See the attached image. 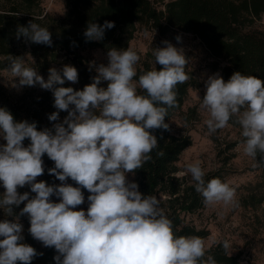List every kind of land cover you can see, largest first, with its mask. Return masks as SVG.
Wrapping results in <instances>:
<instances>
[{
	"label": "clouds",
	"instance_id": "clouds-1",
	"mask_svg": "<svg viewBox=\"0 0 264 264\" xmlns=\"http://www.w3.org/2000/svg\"><path fill=\"white\" fill-rule=\"evenodd\" d=\"M113 27L112 21L88 23L85 41H102L105 31ZM21 37L53 46L49 29L33 21L18 26L16 38ZM162 43L153 51L160 70L145 71L134 81L140 56L130 47H112L106 65L90 63L96 75L82 90L57 86L78 82V70L72 65L50 68L45 80L35 69L25 67L20 57L10 56L8 71L19 78L14 87L39 85L50 90L56 111L47 116L52 126L38 129L36 121H17L10 110L0 107L4 141L0 143V185L4 188L0 209L15 217L0 220V264H32L43 255L23 243L20 216H27L28 233L34 240L55 250V264H216L210 256L203 260L201 238L176 236L159 198L141 193L139 185L127 178L158 148L153 130L169 129L165 118L168 108L177 106L176 86L190 78L184 49L167 40ZM102 82H107L106 88L100 86ZM137 86L145 94H139ZM205 88L199 99L208 115L204 123L209 134L237 117L245 138L243 153L255 160L259 155L258 163H264V80L237 71L225 81L215 73L207 78ZM61 112L67 113L63 120ZM45 155L54 162L47 172L59 184L37 181L45 173ZM187 173L206 206L234 202L235 189L228 182L219 178L205 182L200 161L187 164L186 172L179 175ZM25 186L30 192L21 194L18 189ZM83 190L89 193L88 206L77 210L85 203ZM14 208H20L18 215ZM229 247L224 241L223 248Z\"/></svg>",
	"mask_w": 264,
	"mask_h": 264
},
{
	"label": "trees",
	"instance_id": "trees-1",
	"mask_svg": "<svg viewBox=\"0 0 264 264\" xmlns=\"http://www.w3.org/2000/svg\"><path fill=\"white\" fill-rule=\"evenodd\" d=\"M66 11L57 15L47 10L44 0H0V70L7 69L10 56L30 55L34 58L32 68L47 78L49 69L59 61L72 65L78 70V82L65 81L63 87L82 90L92 83L96 75L90 69L89 59L84 51L90 48H102L108 51L112 47L126 49L135 34L137 24H154L158 27L173 26L198 35L213 54L223 57L226 64L221 67L220 75L225 81L237 71L244 75L256 76L264 80V0H168L158 6V0H63ZM159 3V2H158ZM33 21L52 33L53 46L26 42L23 37L16 38L18 26H27ZM112 21L115 27L105 31L102 41H85L83 35L88 23L103 24ZM75 42V43H73ZM60 59V60H59ZM62 59V60H61ZM161 66L146 59L137 68L139 75ZM62 69V68H60ZM59 70V69H58ZM189 80L176 86L177 106L168 108L165 123L168 130L156 129L158 148L150 153V159L134 174L139 191L145 195H155L160 200V207L172 221L176 236L206 238L209 231L199 228L188 219L189 214L196 213L205 206L203 197L195 191L191 175H179L178 161L182 152L192 143L188 135L173 132L171 119L180 112L185 104L191 87L198 82L192 70L186 66ZM101 87H107L102 82ZM139 94H145L138 88ZM53 95L50 90L41 87H26L14 93L0 82V107H6L17 121H36L38 129L51 127L48 114L56 111L53 107ZM67 114L60 113V119ZM237 117L230 118L236 122ZM29 143L24 141L25 146ZM45 170L54 166V162L45 155ZM257 157V163L260 162ZM261 178L252 185L243 196L245 206L257 207L264 203V163H258ZM222 169L205 173V182L212 178L225 181ZM26 220L25 243L33 246L42 256H37L32 264H55L56 254L53 248H45L28 233L29 220ZM219 241L205 250L204 261L208 257L216 264H247L239 253L223 248Z\"/></svg>",
	"mask_w": 264,
	"mask_h": 264
},
{
	"label": "rangeland",
	"instance_id": "rangeland-1",
	"mask_svg": "<svg viewBox=\"0 0 264 264\" xmlns=\"http://www.w3.org/2000/svg\"><path fill=\"white\" fill-rule=\"evenodd\" d=\"M165 1L168 0H158V6H163L162 3ZM44 4L48 11L57 15H62L66 11L63 0H44ZM261 25L264 27V17ZM177 36L181 37L179 42L176 40ZM165 40L184 49L185 55L188 57L186 66L193 71L198 80L197 84L189 89L183 109L171 119L174 133L188 135L192 139V143L182 152L178 161L179 174L186 172L187 164L200 161L205 173L223 168L224 182H228L235 189L232 204L205 205L196 213L189 214L188 219L199 228H205L209 231L206 238H201L204 241L205 250L216 242L227 241L230 244V252L239 253L241 259L247 264H264V203L257 207H251L245 206L242 202L243 196L261 178V169L258 167L257 160L243 153L245 138L242 136L240 125L229 121L225 128L209 134L204 123L208 115L200 108V99L203 98L206 91L205 81L215 73L220 74L221 67L226 64V60L213 54L206 43L193 32L168 25L158 27L154 24H137L135 34L127 46V48H133L140 56V60L135 66L136 70L146 59L155 62L153 51L155 47H163L162 42ZM84 54L89 59V63L95 62L96 65L101 63L106 65L108 62L107 51L102 48H90L85 50ZM33 60L34 58L30 55H25L22 58L25 67L32 68ZM60 62L62 61L54 63L53 66L57 69L62 68L64 64ZM38 74L47 80L44 74L39 72ZM18 80L19 78H14L11 75L8 68L0 70V82L14 93L21 92L28 87L25 86L17 90L14 85L18 84ZM138 88L137 86V91ZM62 114L67 113L62 112ZM0 143H4L2 138H0ZM43 160L46 167L47 162L44 158ZM127 178L133 181L134 174H128ZM40 180L46 181L48 184L60 183L55 177L50 176L47 170L37 178V181ZM68 182L76 186L75 182L70 179ZM18 191L22 194L25 191L30 192V188L25 186L19 188ZM83 191L85 203L78 206L77 210L79 208L86 209L88 206L87 196L89 193L87 190ZM3 192L4 188L0 185V194ZM52 199L58 202L56 197H52ZM23 206L21 204L20 208ZM20 208H14V214L18 215ZM5 218L12 219L15 217H8L6 210L0 209V220ZM19 222L24 226L23 243H25L27 224L25 216H20Z\"/></svg>",
	"mask_w": 264,
	"mask_h": 264
}]
</instances>
